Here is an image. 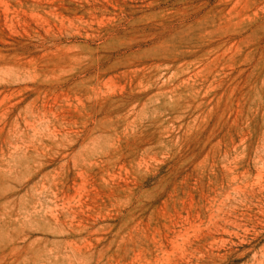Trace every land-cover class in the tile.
I'll list each match as a JSON object with an SVG mask.
<instances>
[{"label": "rangeland", "instance_id": "rangeland-1", "mask_svg": "<svg viewBox=\"0 0 264 264\" xmlns=\"http://www.w3.org/2000/svg\"><path fill=\"white\" fill-rule=\"evenodd\" d=\"M0 264H264V0H0Z\"/></svg>", "mask_w": 264, "mask_h": 264}]
</instances>
